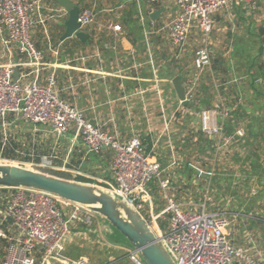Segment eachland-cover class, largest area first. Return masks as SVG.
Instances as JSON below:
<instances>
[{"label": "built area", "instance_id": "obj_1", "mask_svg": "<svg viewBox=\"0 0 264 264\" xmlns=\"http://www.w3.org/2000/svg\"><path fill=\"white\" fill-rule=\"evenodd\" d=\"M264 0H175L176 14L167 24V39L174 47H180L193 29L203 37L213 27L212 15L233 4H241L248 12L259 9ZM66 11L52 10L43 0H0V33L6 51L14 46L21 60L0 64V129L5 131L13 121L20 120L32 125L34 133L41 129L53 136L55 145L72 133L62 164L59 156L42 154L35 161L33 151L27 153L28 165L34 169L64 172L83 176L69 166V155L76 141H80L86 155H97L103 149L112 150L111 178L96 180L98 183L123 195L155 227L160 239L176 264H264V250L256 244L245 245L232 242L226 229L230 215L226 210L199 203L177 200L171 193V183L164 168L152 151L146 150L138 135L120 140L115 134L89 122L82 111L63 100L56 88L54 72L42 78L43 52L35 45L32 33L37 26L43 28L46 41H51L47 21L66 15ZM94 8L80 9L78 21L81 27L94 22ZM114 31L119 25H109ZM211 63V53L206 44L194 52V78ZM14 71L18 78L13 77ZM192 88L185 93V101L192 97ZM230 107L223 99L200 110L199 129L212 141L214 156L209 170L193 163L197 177L214 174V164L219 156L229 153L245 130L236 127L228 131L226 120ZM5 136V135H4ZM7 141L6 136L3 139ZM178 158L171 154L169 167H174ZM6 161V160H2ZM17 163V162H16ZM51 173V172H50ZM152 181L165 200L157 210L150 189ZM0 237L7 241L0 264H89L84 257L67 258L64 244L72 223L90 226L97 218L84 207L61 200L48 193L23 188L11 189L1 196ZM64 206V207H63ZM131 264H145L136 249H126Z\"/></svg>", "mask_w": 264, "mask_h": 264}, {"label": "crops", "instance_id": "obj_2", "mask_svg": "<svg viewBox=\"0 0 264 264\" xmlns=\"http://www.w3.org/2000/svg\"><path fill=\"white\" fill-rule=\"evenodd\" d=\"M72 1L76 4L80 0ZM43 2L52 10L65 11L55 0H43ZM81 2L80 8L87 3V8H94L97 11L94 22L81 28L87 34L83 41L72 36L64 41L59 39L57 43L52 40L48 46L43 28L37 26L36 31L34 29L33 41L44 55L42 78L53 71L60 97L82 111L86 119L92 124L115 134L120 140H126L133 135H138L140 138L150 136L154 140L152 150L158 152L159 149L165 151L168 148L170 154H174L180 159L175 154V148L172 146V139L169 136V128L172 129L176 126V122L169 125L167 122L171 116V111L183 104L178 99L172 84V79L177 77L175 74L177 71L180 73L183 80V83L180 84L185 93L191 87L192 93L197 97L208 95V84L213 99L221 97L225 93L223 90L226 86L223 83L221 89L218 85L220 78L215 76L208 79V83L206 76H202L203 73L198 76L200 81L198 78L195 79V76H192L191 79V76L188 77L187 75V69L190 67L195 69L193 66L194 56L186 61L183 58L185 54L182 55L183 59L180 57V49L172 51L174 46L167 39V24L176 14L175 0H81ZM226 10L229 11L223 12L224 9L218 11L217 15H213V22L221 21V18L225 17L229 21L247 19L248 24H251L249 15L252 12H248L241 4H233ZM154 11H159V13L151 18L150 14ZM66 17L67 14L47 21L48 35L60 34L61 36L65 30L64 21ZM110 24L119 25L120 29L114 31L109 26ZM193 31H198V29H193L191 32ZM250 33L256 34L250 26L246 29L234 24L228 27V57L225 61L231 72L227 82L236 87H238L237 83L240 78L243 77L238 76L237 78L234 66H240L242 63V65H246L249 83L255 80L259 83L264 81L262 77L257 76L256 79L254 76L252 77V74L250 75L249 66L255 59V55L251 56L250 52L247 54L252 44L249 45V43L241 41L245 39L244 35L249 37ZM2 36L3 34L0 33V54L3 55V57L0 55L1 61L5 63L21 60L22 56L14 46L11 48V52L6 51L2 43ZM207 46L209 48L210 44ZM217 52L220 53V50L218 49ZM221 55L223 56V54ZM173 56L174 58L179 56L181 60L176 66L171 61ZM245 92L247 91H244L243 95L246 96L248 93ZM176 102L177 104H175ZM232 108L234 110L235 106L233 105ZM187 110L188 108L185 107L181 112ZM8 119L12 121V125L18 122L26 124L20 120L13 121L12 116H9ZM31 128L32 125L26 129L28 130V138H35L37 144L40 138L49 134L42 129L34 133ZM158 132L163 134L164 145V140L158 144L155 142V135ZM71 136L72 133H68L66 137L60 139L57 145L52 139L53 146L54 148L56 146L55 150L59 156L58 164L63 162L62 160L71 143ZM167 139L168 142L166 143ZM156 146L159 148L156 149ZM235 149L239 150V147L236 146ZM230 153L231 151L225 155L228 159H230L228 157ZM111 161L112 150L105 148L97 155H86L80 141L74 143L69 155V166L78 170L84 177L95 181L111 178ZM197 165L199 166V164ZM214 166L215 179L226 175L225 169L221 170L217 166V161ZM220 185L218 183L213 184V190L218 193ZM233 187L237 188L236 183ZM6 193L8 192L0 191V197ZM212 206L216 207L215 205ZM221 207L224 208L225 206L221 205ZM223 210H227L230 217L244 216L246 220L251 222L256 220V215L249 209L240 212L226 207ZM262 220L264 221V219ZM68 247L66 240L64 254ZM124 250L126 249L124 248ZM80 257L86 258L85 256Z\"/></svg>", "mask_w": 264, "mask_h": 264}, {"label": "rangeland", "instance_id": "obj_3", "mask_svg": "<svg viewBox=\"0 0 264 264\" xmlns=\"http://www.w3.org/2000/svg\"><path fill=\"white\" fill-rule=\"evenodd\" d=\"M229 10L225 9V11L223 12H227ZM216 13L213 15H217ZM249 17L252 28L256 33L258 27L264 26V5L262 3L259 4V9L250 13ZM232 24H234L235 26H243L245 29L250 26L247 19L244 21H229L224 17L221 18V21L213 22L212 30L207 36L206 41H204L205 37H203L202 33L198 30L191 32V34L185 41L186 43L184 42L180 46V48L172 47V51L180 49V57L182 58V55L185 54L183 58L186 61L194 56V52L198 46L204 44H210L209 49L211 57H213V61L217 57L220 58V54H223L218 63H216L219 71L216 73L215 77L220 78L218 81V85L221 89L223 88V83L226 86V88L223 90L225 93H223L221 97H216L214 99L212 97V101L209 107L217 103L220 99H223L224 101L226 100V105L230 107V110L233 109L232 107L234 105L235 108L233 112L235 111L237 114L232 113L231 120L229 122L233 123L234 126L238 125V127H242L245 130L243 140L238 139V142L233 145L231 153L228 156L230 157V159H228L225 154H223L219 156V160H217V166H219L221 170L224 168L226 175L220 177L219 179L214 178V180H212V178L209 179L196 177L189 187L191 193H180V195H178V198L179 200L190 201L193 203H199L205 200L208 205L212 204L221 209H225L226 207H228L240 212H244L245 210L249 209V211H251L254 215L260 217L261 219H264V81L261 83L255 81L249 83V76H247L246 74V65H242V63L240 66H234L236 72L235 75H237V78L238 76L243 77L242 79L240 78L239 82L237 83L238 87L227 82V79L230 77L231 72V70L229 71L226 62L228 57L227 44L229 42L227 31L228 27ZM249 35V37L244 35L245 39H242L241 41L243 43H249V45L252 44L250 46L251 49H248L247 54L250 52V55L254 56L258 44L256 43L257 40L255 34L253 35L250 33ZM218 49L220 50V53L217 52ZM1 57H3V55H1ZM1 60L2 58L0 59V64L4 63ZM171 61L173 65L179 64L181 62L179 56H177L176 58H174L173 56ZM261 61L262 63L260 62V64L264 67V57L261 58ZM220 62L223 63L222 67L220 66ZM189 71L193 73L192 67L187 70L188 77H190L191 75ZM256 72V67H254L251 70L250 75L252 74V77L257 76L256 74L258 72ZM208 79L209 78H207V81ZM208 85V94L212 95L210 93V86ZM244 91H247L245 93H248L246 96L243 95ZM175 104H177V102ZM183 108H185V106L184 104H181L177 107V109L171 111V116L167 121L168 125L172 122L177 123L176 113L177 111L181 112ZM203 108L205 109L204 106L201 107V109ZM201 109L195 110L192 107H188V110L186 112H182V115L180 116H184L185 118L184 114L188 113L194 120L193 124H195V128H198ZM180 122L184 123L183 120L181 121V118ZM226 122L228 121L226 120ZM27 125L30 126L29 124L18 122L11 125L5 131H2L0 129V133L2 134L3 139L6 136L8 140L11 139L17 141V143L21 145L20 150L21 154L23 155H25V153H29L30 151H33V153H35V147H37L39 152H44L45 155H47L48 153H57L55 150L56 146L55 148L53 146L52 139L54 140V138L52 135L47 134L48 136L40 138L39 143L37 144L35 143V138H28V130H26L28 129ZM191 125L192 124L190 123H188L187 126H185L184 124L183 129H181L177 125L172 127V129L171 127L169 128V136L172 139H170L172 142V146H174L176 139L175 137L179 134L181 138L185 137L188 133V128L191 127ZM160 133L161 132H158L155 135V142L157 144L164 140L163 134ZM167 142L168 139L166 143ZM164 143L165 140L163 142V145ZM236 146L239 147V150L235 149ZM158 148L159 147L156 146V149ZM197 148H192L193 150L191 153L188 150V154H192L193 158L198 156L200 158L202 157L204 161L208 160L206 154L210 151L206 150V153L201 155L200 152L204 150ZM6 162H17V164H22L26 167H30L27 164L28 161L14 160ZM250 163H252L251 167ZM209 167L211 168L212 166ZM215 183L221 184L218 193L213 190V184ZM234 183H236V189L233 187ZM150 189L154 191V181L151 182ZM156 194L157 195H155L154 197L156 200L155 203L161 205V208H163L165 205V200L162 198V193L159 190ZM221 205L225 207L223 208L221 207ZM2 208L3 206L2 204H0V210ZM229 220V226L226 229V233L229 234V237L235 244L245 245L246 243L250 244L253 241L254 244H256L257 248L264 249L263 221L255 220V222H251L249 220H246L244 216L231 217L229 218ZM99 223V217L94 218L90 226H83L80 224L72 223L70 225V233L66 239L67 245L69 247L65 252V256L67 258H77L80 256H85L89 260L90 264H131L125 255L126 250H124V247H122L121 245L110 243L103 237V234L100 231L101 228Z\"/></svg>", "mask_w": 264, "mask_h": 264}, {"label": "water", "instance_id": "obj_4", "mask_svg": "<svg viewBox=\"0 0 264 264\" xmlns=\"http://www.w3.org/2000/svg\"><path fill=\"white\" fill-rule=\"evenodd\" d=\"M55 1L67 13L60 41L72 36L83 41L87 34L78 21L80 7L72 0ZM158 13L154 11L150 17L154 18ZM13 77L18 78L17 71H14ZM172 84L178 99L185 101V90L177 77L172 79ZM0 188L36 190L78 204L100 218V231L110 243L125 249H136L145 264H176L155 228L135 205L95 180L80 181L76 175L63 177L1 160Z\"/></svg>", "mask_w": 264, "mask_h": 264}, {"label": "trees", "instance_id": "obj_5", "mask_svg": "<svg viewBox=\"0 0 264 264\" xmlns=\"http://www.w3.org/2000/svg\"><path fill=\"white\" fill-rule=\"evenodd\" d=\"M78 6H80V4H82L81 0L77 1L76 3ZM88 4L85 3L83 4V6L80 9L83 8H87ZM250 27H252V24H250ZM253 29V28H252ZM254 35V34H253ZM50 36V35H49ZM59 37L60 34H55V35H51L50 36V41H54V42H59ZM256 40H257V44L258 47L256 48V51L254 53V58L253 62L250 64L249 66V70L251 72V70L256 67V72L258 77H262L264 79V67L263 65L260 64L261 58L264 57V26H260L257 28V32L255 34ZM67 41V40H66ZM79 42V41H78ZM220 58L222 57V55H219ZM219 57L215 58L213 61V57H211V63L210 66L207 67L205 69V71L203 72L202 76H206V78L211 79V77L216 76V73L219 71L217 64L218 61L220 60ZM260 59V61H259ZM222 62H220V66L222 67ZM176 66V65H174ZM188 70V69H187ZM193 73H191V71H189L191 73V79L192 76H194L195 74V69L192 68ZM210 73H212L213 75H211ZM175 76H177L179 78L180 83H183L182 77L180 75V73L177 71V73L175 74ZM201 76V75H200ZM257 76H254L256 79L258 78ZM200 81V78H198ZM255 82H257L255 80ZM212 95L208 94V95H204V97H197L196 95H194L192 93V97L191 99L187 100V101H183V104L186 108L188 107H192L195 110H198L199 107L204 106L206 108H208L210 106V103L212 101ZM225 103L227 104L226 100ZM233 114H237L235 111L233 112V110L230 112V117L227 119L228 122H226L227 125V129L228 131H233L234 128L238 127V125L234 126L233 123H230L229 121L231 120V115ZM180 115H182V112L178 111L176 113V125L178 127H180L181 129L184 128V124L185 126H187L188 123L192 124L191 127L188 128V133L185 137H180V134L178 136H176V140H175V145H174V150L176 151L175 154H177V156L180 158L177 160L176 164L174 165V167H169L170 161H171V154L169 149L167 148L165 151H160L159 149V153L156 152L155 150H152V145H153V141L152 138L150 136H143L141 138L143 144L146 145V150L147 151H152L153 153L156 154L158 160L161 162L163 168H164V175L167 176L169 178V181L171 183L170 187H173V190H171V193L173 194V196L179 200L178 195H180V193H191V190L189 189L190 185L192 184V182L195 180V178L197 177V170L195 168H193L191 166V164L193 163H197L199 162V166L201 168H203L204 170H209L210 167L212 166V158L214 156V148L212 147V141L209 140V138L204 135L201 130L199 128H195V124H193V119L192 117L186 113L185 118L184 116L181 117ZM180 118L181 121L183 120L184 123L180 122ZM180 129V130H181ZM178 138V139H177ZM243 140V138H242ZM199 148L201 150H204L201 153L205 154L206 150H209L210 152L206 154L208 160H203V158L201 157H194L191 154H188L189 151L190 153L192 152V148ZM21 145L19 143H17V141L15 140H7L4 141L2 134L0 133V159L1 160H6V161H14V160H21V161H29L31 159V157H29L27 155V153H25V155L21 154ZM197 148V149H198ZM23 149V148H22ZM35 157H33V159L35 161L39 160V156L44 154V152H39L37 147H35ZM189 150V151H188ZM49 154V153H48ZM252 162V161H251ZM252 164V163H250ZM215 167V166H214ZM206 168V169H205ZM47 172H51L53 174L59 175V176H63V177H69V175L67 173L64 172H57V171H51V170H44ZM216 174V173H214ZM212 175L210 177H208L207 175H202L201 177L203 178H209L212 180H214L215 175ZM77 180L80 181H91L89 178H86L84 176H77ZM157 186V182L154 181V191H152L153 196L155 197V195H157L156 193L159 191L158 186ZM185 190V191H183ZM0 191L2 192H9L11 191V189H6V188H0ZM1 199V197H0ZM0 204H2V201L0 200ZM157 210L161 208V205L157 204ZM258 221H263L260 217L255 218ZM255 222V220H253ZM264 223V221L262 222ZM232 240V239H231ZM233 242V241H232ZM7 245V241L6 239H4L3 237H0V261L4 255L5 252V248Z\"/></svg>", "mask_w": 264, "mask_h": 264}]
</instances>
